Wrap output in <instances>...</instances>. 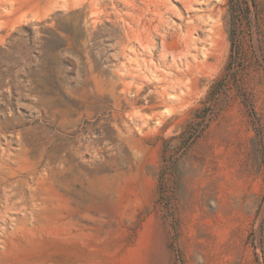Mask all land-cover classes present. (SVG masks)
<instances>
[{
  "label": "rangeland",
  "instance_id": "1",
  "mask_svg": "<svg viewBox=\"0 0 264 264\" xmlns=\"http://www.w3.org/2000/svg\"><path fill=\"white\" fill-rule=\"evenodd\" d=\"M0 264H264V0H0Z\"/></svg>",
  "mask_w": 264,
  "mask_h": 264
}]
</instances>
